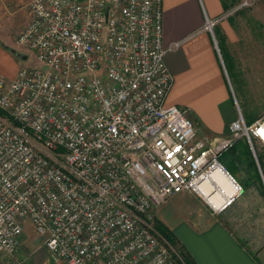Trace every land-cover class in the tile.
Here are the masks:
<instances>
[{"label": "built area", "instance_id": "obj_1", "mask_svg": "<svg viewBox=\"0 0 264 264\" xmlns=\"http://www.w3.org/2000/svg\"><path fill=\"white\" fill-rule=\"evenodd\" d=\"M28 7L16 44L37 63L0 74V258L29 264L27 219L55 264H186L156 234V211L184 192L225 196L216 170L233 193L207 204H232L242 186L218 158L238 140L264 148V116L246 124L239 112L226 135H206L165 104V55L179 43H163L162 0Z\"/></svg>", "mask_w": 264, "mask_h": 264}, {"label": "crops", "instance_id": "obj_2", "mask_svg": "<svg viewBox=\"0 0 264 264\" xmlns=\"http://www.w3.org/2000/svg\"><path fill=\"white\" fill-rule=\"evenodd\" d=\"M28 1L0 0V19L15 11L14 8L27 11ZM162 10L164 45L179 43L165 55L166 66L173 76L165 104L186 108L199 134L226 135L229 124L239 112L246 124L262 118L264 99L262 102L259 100L264 87V57L260 60L263 62L255 66L254 77L239 73L238 60L247 57L239 51L244 40L251 45H264V2L251 10L249 16L258 21L254 24L260 28L256 29L250 27L251 21L246 18L243 21L238 16L233 17L221 0H162ZM217 18L220 19L209 31L206 20ZM28 19L29 12L24 23ZM242 30H246L247 36H241ZM0 38V57L10 59L14 64L6 76L13 78L22 66L8 51L15 48L13 42H2L5 38H2V33ZM262 53L264 56V51ZM236 150L238 183L243 187V193L246 190L257 191L264 204V148L259 147L257 153L255 147L252 151L244 140H239ZM172 232L195 264H264L259 253L256 251L258 254H255L248 248L239 227L236 240L227 225L217 219L203 226L178 223ZM20 241V257L31 256L29 264H49L47 258L44 261L37 258V254L43 258L44 252L38 251L44 248L38 247L29 252L24 246L26 238L23 235ZM0 264H7V261L0 258Z\"/></svg>", "mask_w": 264, "mask_h": 264}, {"label": "rangeland", "instance_id": "obj_3", "mask_svg": "<svg viewBox=\"0 0 264 264\" xmlns=\"http://www.w3.org/2000/svg\"><path fill=\"white\" fill-rule=\"evenodd\" d=\"M221 1H223L225 9L231 12V15L233 17L238 16L243 21L247 19L249 20V22L251 21L250 27H258L256 24H254L258 23V21H256L252 17L251 19L249 16L251 15V10H253L258 4L264 2L263 0ZM28 8L29 7L27 5V9ZM14 9L16 10H12L10 13L0 19V33H2V38L3 36L5 37L3 38L2 42H7V44L13 42L15 48L18 47L19 49H22L19 51L17 50L18 48L15 49L14 47H12L8 50L11 54H13L14 60H16L20 67L34 65L37 63L34 53L32 51H23L24 49L16 44V38L18 34L26 26L31 18L29 9L27 11L25 9ZM28 12L29 19L26 21V23H24V21L28 17ZM21 26L23 27L18 30ZM241 36H247L246 30H242ZM243 42V45L240 46L242 49L239 51L247 57L244 60H238V71L241 75L247 73L248 76L254 77L256 75L255 66L263 62L260 60L264 57L262 55V52L264 51V45H251L245 43V40ZM21 55H24L27 58L23 60L21 58ZM13 67L14 64H12L10 59L0 57V74H2L6 78H9L8 76H6V74L10 73ZM256 85L259 86L258 84ZM254 88H256V86H254ZM262 99H264V87L259 102H262ZM254 147L256 148L257 153L259 152V147L263 148V146L257 141H254ZM218 160L226 167H234L235 165H237L238 158L229 151H226L224 154L219 156ZM235 178H237L238 180V174L235 175ZM215 219L224 222L227 225L228 229L233 233L236 240H238L239 227V229L242 230L244 234V240L245 243H247L246 245L248 246V248L255 254L259 253L260 259H264V204L262 197L257 191L252 192L251 190H246L244 193L243 191H241L240 195L233 201V203L221 212L214 211L201 197L189 192H184L173 196L168 200V202L160 206L155 213V222L161 221L169 229L172 227V230L178 225V223H194L196 226H203L208 221ZM155 231L160 238H163L156 230V227ZM22 235L26 238L24 246L27 247L29 252L38 247L44 248L42 250L39 249L40 251H38L45 253H43L42 255L43 258H40L41 256L39 257L38 254L37 258L39 259V261H44V258H47L49 264H54L52 262V259L49 257V253L48 256H46L45 250L47 251V249L42 246L41 239L35 233L31 222L27 219L23 221ZM175 239L177 241L175 245H172L169 242L168 243L176 250V252H178V254L182 258H184L185 252L183 250V247L176 237ZM256 251L258 253H256ZM30 257L31 256H28V263Z\"/></svg>", "mask_w": 264, "mask_h": 264}, {"label": "trees", "instance_id": "obj_4", "mask_svg": "<svg viewBox=\"0 0 264 264\" xmlns=\"http://www.w3.org/2000/svg\"><path fill=\"white\" fill-rule=\"evenodd\" d=\"M224 4V3H223ZM225 8V6H224ZM258 24V23H257ZM259 26L260 23H259ZM0 116H4V112H2L0 110ZM239 141V140H238ZM237 142L234 143V145L232 147H230L228 150L226 151H229L230 153H232L233 155H235L237 158H238V154H237V150H236V145H237ZM225 151V152H226ZM224 152V153H225ZM222 153V154H224ZM221 154V155H222ZM223 165V164H222ZM224 166V165H223ZM226 170L230 173V175H232V177L235 178V175H237L238 173V160H237V165H235L234 167H226ZM237 180V178H235ZM238 181V180H237ZM243 189V187H242ZM155 227H156V230L158 231V233L167 241L169 242L170 244L172 245H175L177 243L176 239H175V235L174 233L172 232V230H170L166 225H164L161 221H156L155 222ZM184 250V248H183ZM185 252V256H184V261L186 264H195L194 261L192 260V258L186 253V251L184 250Z\"/></svg>", "mask_w": 264, "mask_h": 264}, {"label": "bare ground", "instance_id": "obj_5", "mask_svg": "<svg viewBox=\"0 0 264 264\" xmlns=\"http://www.w3.org/2000/svg\"><path fill=\"white\" fill-rule=\"evenodd\" d=\"M212 177L220 185L225 196H223V195H212V196H207L205 198V200L212 207L217 209L221 205L224 197L232 195L233 188H232L231 184L229 183L228 179L226 177H224L218 170H216L212 173ZM204 192L206 193L207 191L205 190Z\"/></svg>", "mask_w": 264, "mask_h": 264}, {"label": "water", "instance_id": "obj_6", "mask_svg": "<svg viewBox=\"0 0 264 264\" xmlns=\"http://www.w3.org/2000/svg\"><path fill=\"white\" fill-rule=\"evenodd\" d=\"M21 58H22V59H26V56H24V55H21Z\"/></svg>", "mask_w": 264, "mask_h": 264}]
</instances>
